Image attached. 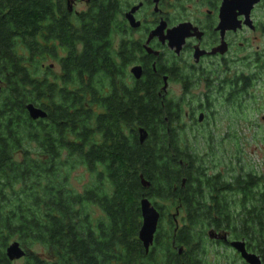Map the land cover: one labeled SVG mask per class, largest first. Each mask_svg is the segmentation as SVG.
<instances>
[{
	"label": "trees",
	"instance_id": "trees-1",
	"mask_svg": "<svg viewBox=\"0 0 264 264\" xmlns=\"http://www.w3.org/2000/svg\"><path fill=\"white\" fill-rule=\"evenodd\" d=\"M66 1L0 0V264H15L5 254L14 242L21 264H204L206 231L234 206L237 239L262 245L264 178L209 175L187 138L188 93L167 102L148 88L155 78L124 84L109 51L119 32L112 2L74 14ZM248 63V74H222L224 101L264 80L262 58ZM209 96L188 104L190 120ZM28 104L46 117L31 120ZM77 169L91 179L81 192L71 185ZM142 198L160 216L148 253L138 239ZM171 209L183 214L179 228Z\"/></svg>",
	"mask_w": 264,
	"mask_h": 264
},
{
	"label": "flooded vegetation",
	"instance_id": "flooded-vegetation-1",
	"mask_svg": "<svg viewBox=\"0 0 264 264\" xmlns=\"http://www.w3.org/2000/svg\"><path fill=\"white\" fill-rule=\"evenodd\" d=\"M116 11V16L113 18L111 26L118 28V38L116 35L112 39L109 46V51L112 58L119 65V72L124 76V84L133 85L139 82L150 83V80L155 78L157 85L148 87L153 92L157 93L163 101H171L172 86L176 85L181 90L182 94H190L192 89L202 87L201 95H210L209 98L222 99L226 97L222 92V74L226 73L230 76L239 74L240 72H250V67L255 66L251 61L255 55L246 56L245 58H234L228 60L226 56L232 49L235 40L231 38L242 34L245 30L248 34H254L259 31L264 35V25L255 23L253 19L254 12L258 9H264V0H259L253 5L250 14V26L245 25L244 16H238L237 20L241 23L240 28L235 31H225L221 35L220 30H217L219 25V13L223 0H110ZM78 3L84 4L85 9L77 11L74 9ZM96 0H67V10L69 13H81L93 8ZM195 9L196 19H189V11ZM190 24L195 31H191V36L186 38L181 50L178 54L175 53V48L171 49L168 46V41L162 42L161 39L168 35V32L179 28L181 25ZM157 29H162L161 34L154 36L153 32ZM200 38H197L198 35ZM161 38V39H160ZM118 40V41H117ZM223 42L226 45V52L221 55L219 53L211 54ZM242 41L245 44L246 39ZM239 43L238 46L242 47ZM243 48V47H242ZM202 52V56L194 58V53ZM257 54V53H256ZM183 56L186 57L184 60ZM123 60V61H122ZM239 62L240 71L234 73L230 70L229 63ZM123 62V63H122ZM127 62V64H126ZM246 63V64H245ZM248 64V65H247ZM123 66V67H122ZM140 68V78L135 79L131 70ZM229 70V71H226ZM225 74V75H226ZM226 75L227 77H230ZM150 85V84H148ZM221 92V93H220ZM223 93V94H222ZM221 94V95H220ZM202 103V102H201ZM211 103V102H209ZM191 105V103H188ZM186 102L184 107H189ZM193 104V103H192ZM204 106H207L203 103ZM209 106V104H208ZM223 195L229 196L233 201L234 192H224ZM261 195L257 193V199L260 201ZM227 200V198H226ZM264 202V191L262 203ZM264 207V206H263ZM229 215L222 216L228 218L218 224V229H209L205 233V240L214 248H220L224 251H233L234 257H240L239 254L231 247V243L241 241L245 245L248 253L254 254L259 258L260 264H264V209L260 218L262 219V245L258 244L251 238L250 242L247 239H237L236 237V207H225ZM175 213L170 215L172 224L179 228L177 216L179 212L175 209ZM222 218H218V221ZM157 231V230H156ZM178 250V254L181 253ZM205 253V252H204ZM203 253V254H204ZM222 257V256H220ZM242 260V259H241ZM243 261V260H242ZM244 264H246L243 261ZM222 264H235L227 261L223 257Z\"/></svg>",
	"mask_w": 264,
	"mask_h": 264
},
{
	"label": "rangeland",
	"instance_id": "rangeland-1",
	"mask_svg": "<svg viewBox=\"0 0 264 264\" xmlns=\"http://www.w3.org/2000/svg\"><path fill=\"white\" fill-rule=\"evenodd\" d=\"M80 11L85 9V5L78 3L74 7ZM189 11V19H196L195 9ZM253 19L255 23L264 25V9H258L254 12ZM245 30L231 40H235L232 49L226 58L230 61L234 58H245L257 53L264 64V35L259 31L254 34H248ZM118 38V35H116ZM246 39L248 42L244 45L242 41ZM118 41V40H117ZM243 44L239 47L238 44ZM184 60L186 59L183 56ZM229 63L230 70L239 73L240 63ZM45 65H51L55 73H59V65L48 60ZM252 71L254 66L250 67ZM250 73V72H247ZM202 87L192 89L191 93L186 97V103H193L195 108L197 97H200ZM169 97L178 100L183 96L178 86L173 85ZM193 97V98H191ZM191 100V102H190ZM226 100V98L224 99ZM210 105L205 111L197 112L194 120H190L188 115L189 107H185V123L188 141L191 143V151L196 152L203 158L204 166L207 168L209 175L221 174L226 179L233 175L244 173H252L257 177L264 178V80H259L249 89L246 96L242 97L236 104L222 101L214 97L211 99ZM199 116H202L198 122ZM205 138H204V137ZM205 139L209 142V146L205 143ZM91 181L90 176L84 169H77L72 174L71 185L77 191L81 192L83 186ZM263 184H261L262 186ZM95 209L93 219L99 218V211ZM175 209L169 210L172 215ZM183 214L177 216L178 225H182ZM171 219V218H170ZM171 222L172 219H171ZM204 254L201 256L204 264H222L223 257L227 261L235 264H244L240 257H234L233 251H224L220 248H214L208 241L204 240L201 245ZM36 250L43 252V249L36 247ZM222 256V257H220ZM23 260H18L15 264H21Z\"/></svg>",
	"mask_w": 264,
	"mask_h": 264
},
{
	"label": "water",
	"instance_id": "water-1",
	"mask_svg": "<svg viewBox=\"0 0 264 264\" xmlns=\"http://www.w3.org/2000/svg\"><path fill=\"white\" fill-rule=\"evenodd\" d=\"M259 0H223L222 6L219 13V25L217 30H220L221 35L224 34L225 31H235L239 29L240 22L237 20L238 16H244V24L250 26L249 14L250 11ZM162 29H157L153 32L154 36H158L161 34ZM191 31H195L191 27L190 24L181 25L179 28L173 29L168 32L166 37L161 39L162 42L165 40L168 41V46L173 49L175 48V53L178 54L181 50L182 45L186 38L191 36ZM200 34L197 38H200ZM226 52V45L222 40L221 45L214 50L211 54L219 53L223 55ZM202 52L195 51L194 58H199L202 56ZM132 75L135 79L140 78V68H133L131 70ZM26 111L31 120L36 121L38 119H44L46 117V113L41 109L33 106L32 104H28L26 106ZM202 116H199V121H201ZM139 141L142 143L147 134L144 130H139ZM143 186H148L147 183L142 182ZM140 215H141V227L138 233V239L141 242L145 253H148L150 247L153 244L154 235L157 230L158 222H159V213L151 204V202L147 198H142L139 205ZM231 247L239 254L240 258L246 264H260L259 258L254 254H250L246 251L245 245L241 241H235L231 243ZM6 257L8 261H18L22 259L25 255L24 251L21 249L18 243H11L5 251Z\"/></svg>",
	"mask_w": 264,
	"mask_h": 264
}]
</instances>
